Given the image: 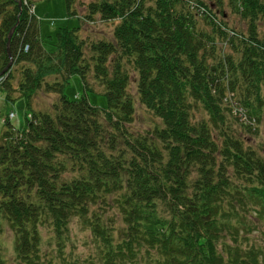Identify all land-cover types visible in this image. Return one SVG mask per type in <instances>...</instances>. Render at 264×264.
<instances>
[{
	"label": "trees",
	"instance_id": "1",
	"mask_svg": "<svg viewBox=\"0 0 264 264\" xmlns=\"http://www.w3.org/2000/svg\"><path fill=\"white\" fill-rule=\"evenodd\" d=\"M26 1L0 0V73L12 61L0 100L27 110L0 137V264L5 224L17 261L43 264L40 227L63 247L75 217L97 264H264L239 244L245 201L264 213V156L245 137L264 130V0H97L83 19L111 22L112 39L63 27L51 47ZM227 3L246 31L229 26ZM74 76L85 94L72 99ZM95 83L103 110L87 99ZM131 83L157 119L148 135L128 129ZM40 92L57 96L50 110L35 108Z\"/></svg>",
	"mask_w": 264,
	"mask_h": 264
},
{
	"label": "rangeland",
	"instance_id": "2",
	"mask_svg": "<svg viewBox=\"0 0 264 264\" xmlns=\"http://www.w3.org/2000/svg\"><path fill=\"white\" fill-rule=\"evenodd\" d=\"M93 1L97 0H75L74 4L79 14L73 15L68 13L65 0H34L33 2L35 8L33 11L36 12L39 20H42V34L43 37H45L44 39L46 40V45L51 47V43L54 44L56 42V40H53L49 36L54 37L56 32L63 27L72 29L74 27L81 26V37L86 38V40H92L94 38L112 39L114 25H112L111 22H103L100 20L99 16L94 17L93 20L83 19L82 15L87 13L88 5ZM204 1L209 3V0ZM225 8L227 11L226 16L229 26L236 28L237 30L246 31L247 21L238 13H235L228 3ZM261 29L262 26H260V30ZM86 50L89 52L88 49ZM5 73L2 75H5ZM89 75L90 80L92 79V74ZM2 80L3 79H1V81ZM129 89L130 92L134 94L136 100V115L133 123L128 126V129L133 131V133L148 135L152 125L157 119L139 101L138 96L136 95V86L131 83ZM66 93L72 99L77 94H85L84 87L79 76H74L70 80V84L66 88ZM56 99L57 96L55 94L50 95L40 92L35 97V108H37V110H50ZM87 99L92 105L102 110L108 107L105 90L100 84L98 85L95 83L93 88L87 91ZM0 109V137L7 127L4 121L6 117L8 119L12 118L10 121L17 128H22L25 125V114L27 110L23 99H17L10 103H4L0 100ZM14 112L17 114L16 117L12 116ZM29 116L31 118L33 115L30 114ZM234 127L239 129L238 124H235ZM245 137L248 139V142L256 148L258 153L264 156L263 126H259L257 134ZM245 205L247 210L244 213L239 208V206L241 207L242 205H239L238 203L236 204V206L240 209L239 211L241 215H245L243 220L246 224V228H248L247 230L240 231L239 234L243 240H239V244L245 249L256 248L257 251L264 256V213L260 212L262 214L261 215L256 209V205H251L249 201H245ZM113 213L114 210L111 209L108 213V217H111ZM237 219V225H240L239 217L233 219L232 221L233 223H237ZM68 225L69 233L63 247H58L55 234L53 230L48 227L49 224H45L40 227L42 239L41 252L42 259L44 260L43 264H91V259H93V263L97 264L94 256L98 257V255L96 254L95 244L89 227L76 217L72 218ZM1 242L3 254L7 259L8 264H20L16 259L14 233L8 224L4 225ZM59 250L62 251L63 258H61ZM263 256L261 257L263 258ZM47 260H51V263L47 262ZM263 261L264 260H262V262Z\"/></svg>",
	"mask_w": 264,
	"mask_h": 264
},
{
	"label": "water",
	"instance_id": "3",
	"mask_svg": "<svg viewBox=\"0 0 264 264\" xmlns=\"http://www.w3.org/2000/svg\"><path fill=\"white\" fill-rule=\"evenodd\" d=\"M18 5L21 7V5H22V3H21V1L19 0V2H18ZM13 30H14V28L10 31V33H9V40H10V38H11V36H12V33H13ZM8 53H9V56L11 57V52H10V48H9V43H8ZM11 64H12V61H10V63L7 65V67L0 73V75H2V74H4L8 69H9V67L11 66Z\"/></svg>",
	"mask_w": 264,
	"mask_h": 264
}]
</instances>
